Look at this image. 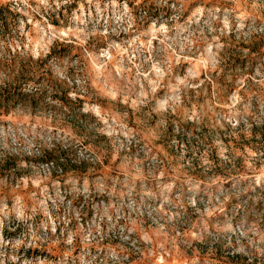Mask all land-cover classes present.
<instances>
[{"label": "rangeland", "instance_id": "rangeland-1", "mask_svg": "<svg viewBox=\"0 0 264 264\" xmlns=\"http://www.w3.org/2000/svg\"><path fill=\"white\" fill-rule=\"evenodd\" d=\"M0 264H264V0H0Z\"/></svg>", "mask_w": 264, "mask_h": 264}, {"label": "trees", "instance_id": "trees-1", "mask_svg": "<svg viewBox=\"0 0 264 264\" xmlns=\"http://www.w3.org/2000/svg\"><path fill=\"white\" fill-rule=\"evenodd\" d=\"M256 46H252V48L251 49H254ZM185 133H183V134H181V135H178L177 136V140L179 141V142H183V144H185V147H186V151H187V153H188V156L191 158V160H190V162H189V165H190V167L191 168H195V169H197L198 168V166H199V160H198V158L197 157H195V156H193L192 154H191V152H192V145L190 144V141L189 140H187L186 139V137H185ZM190 150H191V152H190ZM233 256H235V257H237V258H240V257H238L237 255H233ZM240 259H243L244 260V257L243 258H240Z\"/></svg>", "mask_w": 264, "mask_h": 264}, {"label": "built area", "instance_id": "built-area-1", "mask_svg": "<svg viewBox=\"0 0 264 264\" xmlns=\"http://www.w3.org/2000/svg\"><path fill=\"white\" fill-rule=\"evenodd\" d=\"M104 57H106L107 59H109V58H110V56H108V55H105Z\"/></svg>", "mask_w": 264, "mask_h": 264}]
</instances>
